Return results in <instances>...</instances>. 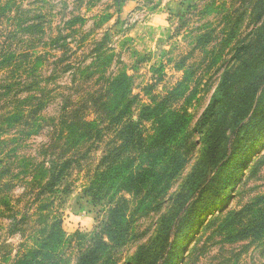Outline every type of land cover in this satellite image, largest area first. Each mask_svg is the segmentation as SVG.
Returning <instances> with one entry per match:
<instances>
[{"label": "rangeland", "instance_id": "1", "mask_svg": "<svg viewBox=\"0 0 264 264\" xmlns=\"http://www.w3.org/2000/svg\"><path fill=\"white\" fill-rule=\"evenodd\" d=\"M263 25L264 0H0V264H264Z\"/></svg>", "mask_w": 264, "mask_h": 264}, {"label": "trees", "instance_id": "2", "mask_svg": "<svg viewBox=\"0 0 264 264\" xmlns=\"http://www.w3.org/2000/svg\"><path fill=\"white\" fill-rule=\"evenodd\" d=\"M264 28V25L263 27ZM176 129V125L170 124L165 130V133L168 135H173L174 130ZM167 135V136H168ZM159 147H156L158 149ZM163 148V147H162ZM155 149V150H156ZM204 162L209 163V164H215V153H216V144L212 141L211 137H206L204 141ZM121 166L120 161H114L111 163V165L107 166L105 169V174L104 175H111V173L114 171V169L119 168ZM125 180L127 184L132 185L134 180H137L138 182V189L142 186L144 183V180L142 176L135 171H130V173L125 177ZM210 180L208 178H205V180L198 185L196 190H191L184 198L183 200H180L178 204H180L177 208V210L167 216L164 221L162 222L158 232H157V238L154 242V245L156 247H159L162 245L163 242H165V239L167 241V238L172 236L173 239H182L184 238L191 227L195 224L196 217L195 215H198L201 213V211L204 209L201 207V205L197 206L196 202H194V198H196L198 195L201 194V192H205V190L208 188ZM125 202L120 203H115L113 207L110 208L108 212V217H107V222H106V227L109 230H114L116 226H122L125 221ZM198 213V214H197ZM197 226V225H196ZM52 235V230L51 234L48 233V236L50 237ZM110 237V235H107ZM91 255L89 256L90 261H86L84 264H95L96 263V255L94 252L90 253ZM88 254H86L87 257Z\"/></svg>", "mask_w": 264, "mask_h": 264}]
</instances>
